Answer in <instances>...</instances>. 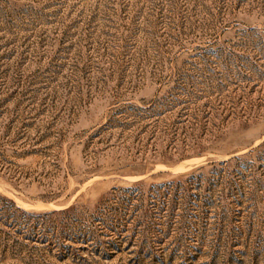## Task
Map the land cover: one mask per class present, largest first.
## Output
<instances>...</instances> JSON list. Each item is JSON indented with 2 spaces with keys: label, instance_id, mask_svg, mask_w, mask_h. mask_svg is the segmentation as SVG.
I'll list each match as a JSON object with an SVG mask.
<instances>
[{
  "label": "rangeland",
  "instance_id": "1",
  "mask_svg": "<svg viewBox=\"0 0 264 264\" xmlns=\"http://www.w3.org/2000/svg\"><path fill=\"white\" fill-rule=\"evenodd\" d=\"M0 264H264V0H0Z\"/></svg>",
  "mask_w": 264,
  "mask_h": 264
},
{
  "label": "trees",
  "instance_id": "2",
  "mask_svg": "<svg viewBox=\"0 0 264 264\" xmlns=\"http://www.w3.org/2000/svg\"><path fill=\"white\" fill-rule=\"evenodd\" d=\"M140 112H142L144 115H138V116H136V124H140V122L141 121H143L144 119H151V115H146V113H148L149 112V110H140ZM157 126H158V123L157 122H152V123H150V124H148L146 127H144L141 131H139L140 133H139V135H141V134H143V133H147L148 132V130L150 129V128H153V129H156L157 128ZM155 132L153 131V134H154ZM165 161H167V160H163V162H165ZM227 164H229V162H223V163H220V166H224V165H227ZM202 178V176L201 175H199V176H196V177H194V176H191V177H189L187 180H185V181H173V182H170V183H168V184H162V185H157V186H152L151 187V189H160V188H166L167 190H169V188L170 187H172V188H174V189H176V188H178V190L180 189V190H182V189H184V186H185V184H190L192 181H196V180H199V179H201ZM139 186H140V184L138 183V184H135L134 185V187H138L139 188ZM126 192H137V190H135V188H127L126 190H125ZM169 191H167V195L169 194L168 193Z\"/></svg>",
  "mask_w": 264,
  "mask_h": 264
}]
</instances>
